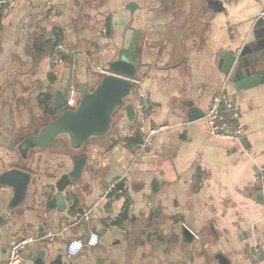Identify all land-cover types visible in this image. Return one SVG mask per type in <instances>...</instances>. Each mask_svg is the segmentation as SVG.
<instances>
[{
    "label": "crops",
    "instance_id": "obj_1",
    "mask_svg": "<svg viewBox=\"0 0 264 264\" xmlns=\"http://www.w3.org/2000/svg\"><path fill=\"white\" fill-rule=\"evenodd\" d=\"M263 5L264 0H18L14 10L0 12V132L16 141L36 134L60 114L51 106L56 92L68 98L76 84L83 93V69L95 88L101 79L97 65L109 66L126 46L136 48L139 61L126 104L137 110L144 90L153 107L146 135H139L149 143L144 151L129 142L136 121L124 108L116 110L109 134L91 138L81 154L62 136L32 150L25 163L0 139V172L18 167L32 173L23 206L11 213L6 204L12 190L0 187V264L22 237L34 239L25 264L38 258L45 264H264V254L258 261L250 256L255 246H264V192L257 173L264 165V82L238 90L223 69L230 51L250 56L264 50V26L258 25ZM58 43L65 48L59 66L51 57ZM219 91L240 109V140L214 137L204 120ZM191 109L203 116L190 120ZM79 155L87 156L82 175L59 201L57 181ZM113 184L123 192L107 198ZM93 231L100 234L99 245L67 257L70 240Z\"/></svg>",
    "mask_w": 264,
    "mask_h": 264
},
{
    "label": "water",
    "instance_id": "obj_2",
    "mask_svg": "<svg viewBox=\"0 0 264 264\" xmlns=\"http://www.w3.org/2000/svg\"><path fill=\"white\" fill-rule=\"evenodd\" d=\"M261 20V19H260ZM258 25L264 26V20ZM133 47H125L118 59L109 64L110 71L104 74L95 88L90 89L89 78L85 69L80 76V84L83 89L82 97L76 107H70L68 99L61 91L56 92V100L51 106L60 111L52 121L43 126L36 134L28 135L21 141L9 137L0 132V139L9 148L19 151L23 161L28 160L34 149H43L52 146L55 141L65 136L71 149L76 154H81L84 145L93 137L108 135L114 122V114L117 109L124 108L130 121L135 117L136 111L133 105L126 104V99L132 95L136 86L133 77L136 76L138 59L135 57ZM224 71L235 79L238 90H244L264 82V50L262 53L250 56L236 55L232 51L226 54ZM191 109L190 120L202 117V113H196ZM87 163V156L79 155L73 161V168L69 173L60 177L57 188L60 194L59 201L64 202L61 194L68 186L79 179ZM32 182V173L27 170L13 167L0 172V187H8L12 190V197L6 204V212L11 213L21 208L27 198ZM1 219H4L2 217ZM186 235L192 236L189 229ZM36 264H45L38 258Z\"/></svg>",
    "mask_w": 264,
    "mask_h": 264
},
{
    "label": "built area",
    "instance_id": "obj_3",
    "mask_svg": "<svg viewBox=\"0 0 264 264\" xmlns=\"http://www.w3.org/2000/svg\"><path fill=\"white\" fill-rule=\"evenodd\" d=\"M18 5V0H0V12H10L14 10ZM56 12V8L52 9L49 17L52 18ZM259 18L264 20V5L259 13ZM114 52L113 49H110ZM62 51H65L64 45L58 43L56 47L51 51L52 62L59 66L64 63V57ZM240 50L237 51L240 54ZM109 66L97 65L96 71L102 77L104 74L109 73ZM82 91L80 88L73 84L69 91L68 103L70 107H76L82 97ZM135 114L136 121V133L144 137L146 135L145 124L147 118L153 111V107L149 100L148 93L142 91L138 103V108ZM204 120L207 123L210 133L220 139L240 140L245 132V126L241 122V112L239 107L233 101L231 96L225 91L217 92L211 100L208 112L204 116ZM165 128L160 126L159 128H153L148 133L154 135L158 130ZM149 147V143L145 139H141L133 144L134 149L141 151L146 150ZM258 177L261 183L262 192H264V165L258 167ZM123 188L116 189V185H111L107 191V198H114L117 193H122ZM32 237H22L10 245L8 249L7 260L1 264H25V250L29 242L33 241ZM100 243V234L97 231L91 232L88 236L82 238H75L70 240L66 247V255L69 258L76 257L87 247H96ZM264 254V246L258 245L251 251V258L254 261H258Z\"/></svg>",
    "mask_w": 264,
    "mask_h": 264
},
{
    "label": "trees",
    "instance_id": "obj_4",
    "mask_svg": "<svg viewBox=\"0 0 264 264\" xmlns=\"http://www.w3.org/2000/svg\"><path fill=\"white\" fill-rule=\"evenodd\" d=\"M53 45V47H54V44H52ZM52 47V48H53ZM45 103H46V105H47V108H48V110L50 109L51 110V108L49 107V99L47 98L46 100H45ZM141 139H140V137H139V135H134V137H132V138H130L129 139V142L130 143H134V142H138V141H140Z\"/></svg>",
    "mask_w": 264,
    "mask_h": 264
}]
</instances>
